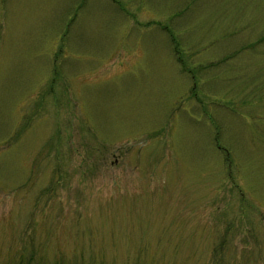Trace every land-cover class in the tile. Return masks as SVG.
I'll return each instance as SVG.
<instances>
[{
    "label": "rangeland",
    "instance_id": "374dc122",
    "mask_svg": "<svg viewBox=\"0 0 264 264\" xmlns=\"http://www.w3.org/2000/svg\"><path fill=\"white\" fill-rule=\"evenodd\" d=\"M0 264H264V0H0Z\"/></svg>",
    "mask_w": 264,
    "mask_h": 264
}]
</instances>
